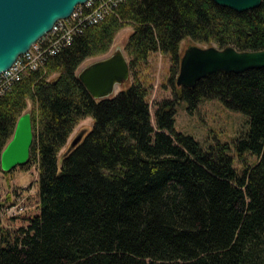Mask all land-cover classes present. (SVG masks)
Here are the masks:
<instances>
[{
	"label": "trees",
	"instance_id": "trees-1",
	"mask_svg": "<svg viewBox=\"0 0 264 264\" xmlns=\"http://www.w3.org/2000/svg\"><path fill=\"white\" fill-rule=\"evenodd\" d=\"M127 25L130 79L95 98L78 69L106 54ZM186 39L262 50L264 0L244 12L214 0H127L0 92V177L2 151L29 101L34 140L24 166L39 172V212L26 225L2 215L22 192L0 200V264H264V67L176 85ZM157 53L170 59L174 96L153 114L154 79L144 69ZM216 98L249 117L235 148L257 160L241 172L230 143L204 147L175 128L180 101L192 109ZM87 117L92 126L61 153Z\"/></svg>",
	"mask_w": 264,
	"mask_h": 264
},
{
	"label": "water",
	"instance_id": "water-1",
	"mask_svg": "<svg viewBox=\"0 0 264 264\" xmlns=\"http://www.w3.org/2000/svg\"><path fill=\"white\" fill-rule=\"evenodd\" d=\"M87 1L0 0V74L11 68L20 55L49 33L56 22L70 17L78 5ZM214 1L237 12L257 8L262 3V0ZM263 67L264 49L190 45L182 55L176 83L193 87L199 80L217 71L243 73ZM78 76L95 98H108L130 79L129 59L122 48H117L113 54L87 65ZM82 136L83 133L78 134L71 147L77 145ZM33 140L32 114L25 111L18 118L13 136L2 151L1 167L4 172L27 163Z\"/></svg>",
	"mask_w": 264,
	"mask_h": 264
},
{
	"label": "rangeland",
	"instance_id": "rangeland-1",
	"mask_svg": "<svg viewBox=\"0 0 264 264\" xmlns=\"http://www.w3.org/2000/svg\"><path fill=\"white\" fill-rule=\"evenodd\" d=\"M133 31V26L127 25L122 28L115 36L111 49L103 55L95 56L86 59L78 69L81 71L90 63L107 57L113 54L117 48H122L125 51L126 43L130 34ZM190 45L208 46L215 45L205 44L186 39L181 43V52ZM217 46V45H216ZM126 53V51H125ZM127 55V54H126ZM128 57V56H127ZM147 74L152 76V90L150 95V104L152 113L156 108V103L163 98H173V89L170 84L172 75L171 62L167 55L157 53L152 55L150 63L144 69ZM178 73L174 80L177 79ZM177 85V83H176ZM122 88L119 86L116 93ZM33 104L28 103L26 111H32ZM175 128L187 134L193 135L204 147L216 145L218 143H230L231 154L234 156V166L241 172L246 164H254L257 160L255 155L246 153L240 155L235 148V141L243 137L249 131V117L241 112L236 111L220 100V99H203L196 107L189 108L188 102L182 100L177 105L175 116ZM92 117L83 119L71 134L68 144L63 148L61 153L68 147L69 143L80 133L86 132V129L92 126ZM62 161H60V166ZM38 169L36 165L18 166L9 172H3L0 177V200L10 203L16 200L18 193L22 192V197L25 198L26 210L20 217L11 219L8 216H3V221L12 227L26 225L27 219L38 213Z\"/></svg>",
	"mask_w": 264,
	"mask_h": 264
},
{
	"label": "built area",
	"instance_id": "built-area-1",
	"mask_svg": "<svg viewBox=\"0 0 264 264\" xmlns=\"http://www.w3.org/2000/svg\"><path fill=\"white\" fill-rule=\"evenodd\" d=\"M125 1L127 0H88L84 4L78 5L70 17L56 22L49 33L26 53L20 55L11 68L0 74V92L9 89L26 72L44 67L50 56L59 53L64 47L70 46L75 36L81 34L87 26L99 22L118 4ZM25 210V198L21 195L17 197L14 204L3 210L2 215H19Z\"/></svg>",
	"mask_w": 264,
	"mask_h": 264
}]
</instances>
